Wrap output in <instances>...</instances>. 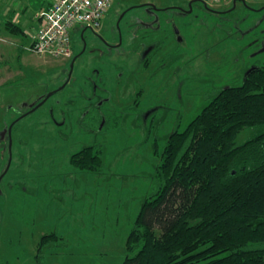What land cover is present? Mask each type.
I'll return each instance as SVG.
<instances>
[{"label":"rangeland","instance_id":"374dc122","mask_svg":"<svg viewBox=\"0 0 264 264\" xmlns=\"http://www.w3.org/2000/svg\"><path fill=\"white\" fill-rule=\"evenodd\" d=\"M246 1L247 4L264 2ZM201 2L193 0L194 9L186 14L177 11L167 15H164L166 11L160 13L159 16L175 21L181 37L176 46L180 54L173 58L171 65V57L166 59L167 64L159 65L160 74L157 68L153 69L154 64L144 68L137 52L135 55L125 46L131 39L128 30L131 17L148 21L158 14L148 11L147 4L177 8L186 7L187 0H112L98 29L85 28L84 24L72 28L73 53H77L82 44V29L87 48L98 45L103 51L92 58L89 54L87 58L86 54L78 56L65 87L58 93L53 92L46 105L15 123L10 160L9 138H3L2 134L29 104L64 83L71 59L68 55L57 57L30 48L29 40L37 31V15L42 9L35 14L34 24L30 27L26 20L33 9L28 8L26 13L21 15L18 12L19 15L11 17L12 14L4 13V18H0V172L3 169L0 175L9 164L8 173L1 182L0 264H38L36 245L43 233H54L56 238L44 247L39 264H122L127 234L143 200L152 191L153 174L167 136L174 129L182 130L213 97L215 90L241 84L247 70L264 59L260 58L264 56L263 52L252 54L253 46L245 48L244 44H249L251 37L244 34L243 38L235 24L234 29L227 24L219 28L222 24V19H218L220 16L225 21L237 18L238 12L234 13L235 16L209 14L202 11ZM135 5L139 6L120 16L122 10ZM7 18L21 22L25 34H15L4 26L3 21ZM118 20L124 45L107 49L102 44L104 40L112 42L117 39ZM262 27L264 25L256 31ZM206 45L208 69L202 55H197V51ZM81 66L83 73H80ZM94 66L100 68L103 75L107 72L104 84L108 85V92L90 93L94 87L90 84L91 77L97 86L102 82L101 77L91 71ZM214 67L220 72L219 82ZM205 69L207 73L202 74ZM179 80H185L182 93L193 96L176 103L177 98L173 96L179 95ZM213 82L217 83V89L211 88ZM114 84L119 88L117 92ZM77 88L79 94L75 97L82 101L76 110L80 111V105L86 104L84 100L89 93L92 102L98 100L100 103L105 99V108L116 114L110 115L107 133H97L92 141L86 139L87 126L82 125H73L77 134L56 136L52 132L56 127L47 123L43 115L46 106L57 103L58 98L66 99L70 90ZM141 88L144 92L140 98L145 105H129L136 96L135 92ZM154 103H163L156 109L157 116L162 118L159 126L155 124L158 117L154 126L149 121L143 123L140 120V115ZM174 117L178 118L176 123ZM17 130H27L32 135L24 133L25 138L20 139ZM248 135L249 130L244 129L235 139L236 143H241ZM94 141L102 155L101 168L94 171L73 166L69 161L70 154ZM27 158L32 163H27Z\"/></svg>","mask_w":264,"mask_h":264},{"label":"trees","instance_id":"16d2710c","mask_svg":"<svg viewBox=\"0 0 264 264\" xmlns=\"http://www.w3.org/2000/svg\"><path fill=\"white\" fill-rule=\"evenodd\" d=\"M3 23L25 34L11 18ZM244 129L249 135L237 144ZM70 163L97 171L100 148L78 150ZM152 179L122 264H264V63L167 136ZM55 238L40 236L38 264Z\"/></svg>","mask_w":264,"mask_h":264},{"label":"flooded vegetation","instance_id":"af4514ba","mask_svg":"<svg viewBox=\"0 0 264 264\" xmlns=\"http://www.w3.org/2000/svg\"><path fill=\"white\" fill-rule=\"evenodd\" d=\"M187 1H188V5L186 7H177V8H172L171 6H169V7H167V6L158 7V6H155L153 4H147L146 8L148 11L158 14V15H155L154 17H152L151 19H148V21L144 20V19L135 18L134 16L131 17V25L128 27V30L130 31V34H131L130 35L131 39L126 43L125 46L127 48H131V53H135V55H136V52H137L138 58L140 59L141 64L143 65L144 68H148V67H150V65L154 64L153 69L157 68V73L160 74L162 69L158 68L159 65L167 64L166 59L169 57L172 58V61L169 64V65H171L173 63V58L176 57L178 54H180V53H178V52H180V50L178 51V48H176V46H178L177 41H181V37H179L180 31H179L175 21L171 20L170 17L159 16V15H160V13L164 14L163 13L164 11H166V13L164 15H167V13L170 14L171 11H177L178 13H181V14H186V13L192 12L194 9L193 8L194 7L193 6V0H187ZM231 3L232 4H228L227 6H224L223 8H217V7L209 6L208 4H206L204 2H201L199 6L202 9V11L207 12L209 14L234 15L235 12H238L237 18L226 19L225 21L223 18H221L222 16H220V18H218V19H220V20L222 19L221 23L223 25L221 24L219 28H221L222 26L227 24V25H232V27L234 29L235 28L234 24H235L240 35H242L243 38L245 37V36H243L244 34L250 35V37H251V39L248 41L249 44H244L245 48L253 46L252 47L253 48L252 54H257L258 52L264 53V27L259 28V30H258L259 34L258 35H257V31H256V29L260 25H264V2L258 1V2H255L254 4H247L246 0H240L238 2L237 1L235 2L233 0ZM137 6H139V5H135V6L125 8L124 10L121 11L120 16L121 17L125 16L126 14H128L127 12L131 8H133V7L136 8ZM168 10H170V11L168 12ZM251 14H253V16ZM250 15L253 18H251ZM120 19L121 18H119V20ZM119 20L116 22L117 33H118L117 39H115L112 42H108V40H106V41L104 40V44L101 43L107 49L108 48L113 49V48H119V47L122 48L124 45L123 44V42H124L123 35H122V32H121L120 27L118 25ZM218 26H219V24L216 23L215 27L218 28ZM85 28H89V27L85 26ZM168 30L170 31V34L166 35ZM83 31H84V29H82V31H81L82 44L80 46V49L77 51V53H73L72 48H71L70 53L68 54V58L70 57L71 61H70V68H69V72L67 74L66 80L63 81L64 83L60 84L56 89L53 88L52 90L48 91L44 95L40 96L39 100H37L35 103L29 104V106L26 108L25 112L19 114L18 117L16 119H14L12 123H10L11 124L9 126L10 129L8 127V129L5 131V133L2 134L3 138L4 137L9 138V160L11 159V144H12L11 136H12V131H13L12 128L15 126V123L19 119L24 117L26 114H28L29 112H32V111L36 110L37 108L46 105L47 102L49 101L50 97L54 93H58L60 89L65 87V85L68 83V81L71 77L73 67H74V62L78 56L86 54V56L85 55H83V56H85V58H87V55L89 54L90 58H92V57H96L98 53H101L103 51L102 47L101 46L98 47V45L87 48L88 43L82 36ZM257 36H259V37H257ZM235 38L237 39V37H235ZM260 47H262V49L260 51H258V49ZM207 49H208V45L200 48L197 51V55H202V61L206 64L207 69H208V65H207L208 60L207 59H209V51ZM260 58H264V56L260 57ZM262 61L259 64L264 63V59H262ZM169 65L167 67H169ZM257 65L258 64L253 65V66H257ZM207 69H205V71L202 74L207 73ZM212 69L217 71L216 75H217V81H218L220 79V75L218 73H220V72H219L218 68H216V67H214ZM80 70H81L80 73L85 72L84 68L82 66L80 67ZM91 71L98 74V76L101 77L102 82L100 83L99 86H97L95 84V81L91 77L90 84L94 87L91 89L90 93L96 94L102 90H103V92L104 91L108 92L109 91L108 85L104 84V80H105V77L107 75V72L105 71V74L103 75V73L101 72V69L98 67H95V66L91 69ZM246 73L244 75V78L249 72L247 74ZM76 79L78 81V76H76ZM202 79L206 80L207 77H202ZM120 80H121V75L118 77V81H120ZM184 81L179 80V82H178L177 90L179 91V95L173 96V97L177 98L176 103H180L181 101L185 102L184 98L187 100L189 97L193 96L191 93H186L185 95L182 93V85H183ZM78 83H80V80ZM85 83L87 85L88 82L86 81ZM216 84H217L216 82H213L211 85V88L217 89L215 86ZM75 85L78 86V84H75ZM228 86H231V85L222 86L215 91L218 92L222 88H225ZM109 87L111 88V85H109ZM113 88H114V90H116V92L119 90V88L116 84L113 85ZM201 88L203 89L204 87H201ZM211 88H209V89H211ZM148 89H150V88L148 87ZM78 90H79L78 88L73 89L72 91L70 90V93L67 94L66 99L58 98L55 100L57 103H55V104L52 103L49 106H46L43 110V115L46 116L45 121L47 123H50L56 127V129L54 131H52V132H54L53 134H55L56 136L69 137V136H72L74 134H77L78 131L73 128V125H82L84 127H86V126L88 127V128L86 127L87 132H86L85 136H86L87 140L91 139V141H92L93 137H95L97 133H102V134L107 133L106 128H107V123L110 120V115L114 114V116H116V114L113 113L112 111H110L109 109L105 108V106H106L104 104L105 99H103V100L101 99L100 103H98V100H96V102H92L91 101L92 99H91V96L89 93L87 94V96L85 97V100H84L86 104L80 105V106H82V109H80V111L76 110V108L79 106V103L82 101L81 98L78 100V98L75 97L79 94ZM111 90H112V88H111ZM143 92H144L143 88L138 89L135 92L136 96L132 99V101L130 102L129 105H133L135 107H138L139 105H145L144 100H141V98H140L143 95ZM216 92H215V94H216ZM84 93H85V91H84ZM162 104L154 103V104H151L153 106H148V108L146 109L147 113H145L146 112V110H145V112H143L142 115L139 114L141 117L140 120L143 123L149 121L150 125L154 126L153 123H155V118L158 117L155 124L157 126H159L162 122V118H161V115L157 116L156 109H157V107L162 106ZM64 105H66V106H64ZM147 105H150V103H148ZM45 110H46V112H45ZM174 116H175V114H174ZM164 117H166V114L164 115ZM178 118H179V116H178ZM178 118L174 117V123L177 122ZM162 124H164V123H162ZM26 131L27 130H17L16 133L19 134L20 139H23V138H25L24 137L25 134H27V135L31 134L30 132H28V131L26 132ZM34 131H33V133H34ZM95 143H96V141L82 147L81 149L88 148V147L97 148V146H95ZM81 149H79V150H81ZM73 153H71L70 156ZM70 156H69V161H70ZM28 158H27V163H28V161L30 163H32V161H30ZM36 158L38 159L37 155H36ZM8 168H9V164L7 165V167L4 168L5 171L0 175V195H1V190H2L1 189V182L4 178V176H6V174L8 173ZM2 171H3V169H2Z\"/></svg>","mask_w":264,"mask_h":264},{"label":"built area","instance_id":"2783aa9c","mask_svg":"<svg viewBox=\"0 0 264 264\" xmlns=\"http://www.w3.org/2000/svg\"><path fill=\"white\" fill-rule=\"evenodd\" d=\"M216 5L229 0H201ZM233 1V0H232ZM112 0H52L37 15V31L32 35L30 48L52 56H66L70 53V31L77 24L98 29L101 18Z\"/></svg>","mask_w":264,"mask_h":264},{"label":"crops","instance_id":"0c3cea01","mask_svg":"<svg viewBox=\"0 0 264 264\" xmlns=\"http://www.w3.org/2000/svg\"><path fill=\"white\" fill-rule=\"evenodd\" d=\"M51 0H0V18H4V13H8L11 16H17L18 12L22 15L26 13L27 9H33V12L27 15V20L29 22V27L34 24V16L38 10L45 8L49 5ZM227 6L225 1L216 4L217 8H223ZM7 16V15H5ZM9 17V16H8ZM17 22V21H16ZM21 24V22H20ZM30 42V40H29Z\"/></svg>","mask_w":264,"mask_h":264},{"label":"water","instance_id":"95a60500","mask_svg":"<svg viewBox=\"0 0 264 264\" xmlns=\"http://www.w3.org/2000/svg\"><path fill=\"white\" fill-rule=\"evenodd\" d=\"M255 67H256V66H251V67L248 69L247 73L250 72L251 70H253ZM247 73H246V74H247ZM9 129H10V127H9Z\"/></svg>","mask_w":264,"mask_h":264}]
</instances>
